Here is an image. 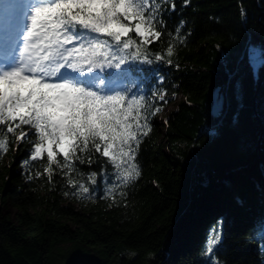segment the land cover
Wrapping results in <instances>:
<instances>
[{
  "label": "trees",
  "instance_id": "1",
  "mask_svg": "<svg viewBox=\"0 0 264 264\" xmlns=\"http://www.w3.org/2000/svg\"><path fill=\"white\" fill-rule=\"evenodd\" d=\"M175 3L167 30L184 20L187 39L173 64L133 68L146 94L167 93L154 108L182 96L162 128L149 118L140 178L115 200L102 180L91 199L65 195L76 191L66 176L49 181L46 161L22 167L31 146L11 143L0 156V264H264V0ZM168 39L150 48L161 52ZM216 89L225 101L213 115ZM78 167L100 172L98 163ZM213 227L221 242L209 256Z\"/></svg>",
  "mask_w": 264,
  "mask_h": 264
},
{
  "label": "snow or ice",
  "instance_id": "2",
  "mask_svg": "<svg viewBox=\"0 0 264 264\" xmlns=\"http://www.w3.org/2000/svg\"><path fill=\"white\" fill-rule=\"evenodd\" d=\"M19 8L22 15L6 21L0 35V156L11 143H26L22 167L46 161L49 181L59 171L76 190L65 195L91 199L102 180L115 200L118 188L141 176L139 148L152 131L149 118L161 111L152 99L167 95L155 87L146 94L133 68L172 65L176 43L187 39L184 20L167 30L165 13L176 10L175 0H23ZM164 35L168 47L153 52ZM164 79L157 75L158 83ZM94 163L99 173L78 167ZM220 242L213 227L204 254L214 255Z\"/></svg>",
  "mask_w": 264,
  "mask_h": 264
},
{
  "label": "rangeland",
  "instance_id": "3",
  "mask_svg": "<svg viewBox=\"0 0 264 264\" xmlns=\"http://www.w3.org/2000/svg\"><path fill=\"white\" fill-rule=\"evenodd\" d=\"M23 2V0H0V4L3 6V9L0 13V17L2 18V23H0V35L5 33V22L13 19L16 15H22L23 9L19 8V5ZM14 12V14H13ZM182 96L179 94L174 102L167 103L165 106L160 107L161 111L153 116L154 122L158 125V127L164 126V117L175 108L176 101L181 99ZM218 176L215 177L216 181H218ZM5 210L10 211L13 215L16 212V209L11 205H7L4 207Z\"/></svg>",
  "mask_w": 264,
  "mask_h": 264
},
{
  "label": "water",
  "instance_id": "4",
  "mask_svg": "<svg viewBox=\"0 0 264 264\" xmlns=\"http://www.w3.org/2000/svg\"><path fill=\"white\" fill-rule=\"evenodd\" d=\"M220 90L221 89H216L213 94V106L211 111L213 115H217V113L223 109L225 97Z\"/></svg>",
  "mask_w": 264,
  "mask_h": 264
}]
</instances>
